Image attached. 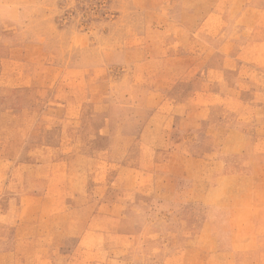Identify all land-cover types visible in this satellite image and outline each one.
I'll return each mask as SVG.
<instances>
[{"label": "rangeland", "instance_id": "374dc122", "mask_svg": "<svg viewBox=\"0 0 264 264\" xmlns=\"http://www.w3.org/2000/svg\"><path fill=\"white\" fill-rule=\"evenodd\" d=\"M2 34L41 50L3 98L0 264H264V170L229 166L264 160V0H0Z\"/></svg>", "mask_w": 264, "mask_h": 264}, {"label": "crops", "instance_id": "0c3cea01", "mask_svg": "<svg viewBox=\"0 0 264 264\" xmlns=\"http://www.w3.org/2000/svg\"><path fill=\"white\" fill-rule=\"evenodd\" d=\"M231 8V7H230ZM225 43L229 44L228 41ZM39 43H32V42H25V43H18L17 41H14L13 38L6 37L5 35H0V48L5 49L4 47H8V57L6 63L9 64L8 68L12 69L10 73L12 76H9V73L6 72L7 76L4 78L2 82H0V115L4 111V107L6 105L4 104L3 98L8 94L9 91L13 90H21L26 89L27 87L31 86V74L24 71V69H27L26 67L29 66V60L30 58L28 56L32 55L33 51L37 53V55L40 53L41 47L38 45ZM36 55V54H35ZM28 70V69H27ZM217 96V95H216ZM173 99L171 98V95L168 96V98L163 102V106L166 104H172ZM108 105H99L101 109L106 108ZM176 106V104L171 105V107ZM214 106V104H212ZM3 110V111H2ZM210 116L206 117V119H209ZM134 121V118L127 117L120 119V122L122 123L123 127H130L132 125V122ZM241 149H243V146L236 147L235 149L231 150L233 152V156H237V153L241 154ZM239 157V156H238ZM233 165L235 168L239 167V169H244L245 172L248 174L250 173V176H253L257 172L264 170V160H261V157L259 154L248 155L246 157V161L242 164L244 166H241L237 162L229 163V166ZM219 169V168H218ZM221 169H224V167H221ZM239 177V176H238ZM231 178L226 180L224 184L226 183L228 190L232 191V194L236 196H241L242 203H244L246 212L250 213V217L252 218L254 214H251L252 208L250 207L251 203L253 202V197L256 193L257 188L259 187L257 183H254V180L251 178L246 179H240V178ZM38 183H40L39 180H37ZM224 187L225 185H221ZM219 192V191H218ZM255 192V193H254ZM44 197V193L42 192H30V193H22L20 196L21 206H20V213L19 216L25 217L27 213L28 207H36L32 210H37L38 206H40L41 200ZM220 201V199H219ZM237 202V201H236ZM30 210L29 212H31ZM238 214V210H235ZM233 212V211H232ZM5 216L6 219L9 221L11 218V214L6 213ZM233 214V213H232ZM254 221V218L252 219V222ZM254 224V223H253ZM256 218H255V225H258ZM202 235L208 234V231L205 229H202L201 233ZM37 243L39 245L37 246L39 249H42L45 244L42 241V238L40 237L37 240Z\"/></svg>", "mask_w": 264, "mask_h": 264}]
</instances>
